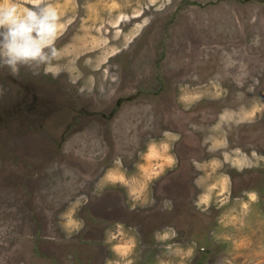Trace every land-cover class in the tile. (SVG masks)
Returning <instances> with one entry per match:
<instances>
[{"label": "rangeland", "instance_id": "374dc122", "mask_svg": "<svg viewBox=\"0 0 264 264\" xmlns=\"http://www.w3.org/2000/svg\"><path fill=\"white\" fill-rule=\"evenodd\" d=\"M49 2L54 74L0 68V264H264V0Z\"/></svg>", "mask_w": 264, "mask_h": 264}, {"label": "clouds", "instance_id": "9594fccd", "mask_svg": "<svg viewBox=\"0 0 264 264\" xmlns=\"http://www.w3.org/2000/svg\"><path fill=\"white\" fill-rule=\"evenodd\" d=\"M23 11L15 0H0V68L13 76L21 67L33 74L50 72L58 58L56 41L61 17L49 0H25ZM2 91V89H0Z\"/></svg>", "mask_w": 264, "mask_h": 264}, {"label": "flooded vegetation", "instance_id": "af4514ba", "mask_svg": "<svg viewBox=\"0 0 264 264\" xmlns=\"http://www.w3.org/2000/svg\"><path fill=\"white\" fill-rule=\"evenodd\" d=\"M32 88V87H31ZM34 98V100H38L39 101V103H38V105L39 106H41V107H45V106H47L48 105V103H49V101L48 100H46L45 99V97H42V98H37V97H33ZM33 98H32V96H31V101L33 100ZM129 98H130V100L132 99L131 98V94L129 95V96H126V98L125 99H119V100H117L116 102H115V105L117 106V108H119L120 107V105H121V103H122V101L123 100H125V101H130L129 100ZM112 106L113 105H110V106H108L109 108H112ZM89 107V106H88ZM108 107H106L105 108V111L107 110V108ZM81 111H84V110H81ZM81 111H79V112H81ZM98 111H100V110H85L84 111V113L82 114V117L81 118H79V120H82V121H85V120H87L86 119V117H88V116H101L102 118H105L106 116H105V113H103L104 111H101V112H98ZM114 112H116L115 110H112V115H113V113ZM117 113V112H116ZM73 114L74 115H76V112L75 111H73ZM72 114V115H73ZM79 116V115H78ZM75 116H73L72 118H74ZM113 117V116H112ZM77 118V117H76ZM106 118H109L108 116L106 117ZM79 128H81V127H79ZM76 130H78V127H76ZM107 168V167H106ZM89 175V174H88ZM199 176V173H196L195 175H194V180L196 179V177H198ZM96 178H95V180H97L98 178H99V176L97 175V176H95ZM193 180V181H194ZM91 182V181H90ZM88 183V185H86L85 184V186L83 185L82 187L81 186H79V187H75V193H76V195L78 194V193H83V194H85V197L87 198V199H89L90 198V200L91 199H93V198H97V197H100L101 196V194H104L105 192H107V188H105L104 190H100L101 188H99L98 190H96V188H95V182H94V184L93 183ZM154 194V193H153ZM75 195V197H77ZM154 198V197H153ZM115 203H116V201H114ZM92 203V202H91ZM94 203V202H93ZM124 204V203H123ZM105 205H107V204H105V202H101V204H100V208H97L98 210H100L101 211V208L103 207V206H105ZM108 205H109V202H108ZM155 208H156V206H154L152 209V211L154 212L155 211ZM159 209V208H158ZM153 212H151V213H153ZM120 213V212H119ZM124 214V213H123ZM168 214V212H166V213H164V215H167ZM126 216V215H125ZM147 216V215H146ZM157 216V215H156ZM158 218H159V216H157ZM118 218H123L120 214L118 215ZM125 219V218H124ZM158 221H160V220H157L155 217H154V219H152V218H150L149 219V222L151 223V225H152V227L153 228H155V229H157V227L155 226L156 224L158 225V226H160V225H162V226H167V224L170 222V218L169 219H166V220H164V221H162V222H158ZM170 224V223H169ZM154 225V226H153ZM97 229H95L94 228V226H88V227H86L83 231H82V233H81V235H79L80 237H81V239H82V242L83 241H91L90 243H93L92 242V240L93 241H95V239L92 237V236H94V232L93 231H96ZM78 237H76L75 238V240L74 239H72L71 240V242L72 243H75L76 242V239H77ZM48 240H50V241H52V237H50V239L48 238ZM80 243V242H79ZM82 246H86L85 244L83 245V243H81V244H79V245H77V250H78V252H80V250H81V247Z\"/></svg>", "mask_w": 264, "mask_h": 264}]
</instances>
